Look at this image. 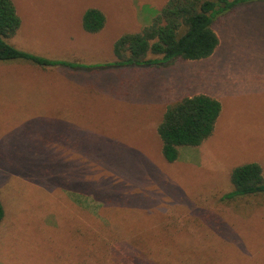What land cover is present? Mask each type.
<instances>
[{
	"label": "rangeland",
	"instance_id": "rangeland-1",
	"mask_svg": "<svg viewBox=\"0 0 264 264\" xmlns=\"http://www.w3.org/2000/svg\"><path fill=\"white\" fill-rule=\"evenodd\" d=\"M169 0H12L16 48L68 65L0 61V264H264V1L219 17L209 59L109 66ZM95 8L105 28L88 33ZM222 103L212 136L168 163L157 128L186 97Z\"/></svg>",
	"mask_w": 264,
	"mask_h": 264
},
{
	"label": "trees",
	"instance_id": "trees-1",
	"mask_svg": "<svg viewBox=\"0 0 264 264\" xmlns=\"http://www.w3.org/2000/svg\"><path fill=\"white\" fill-rule=\"evenodd\" d=\"M254 1L257 0H169L142 32L126 34L114 43L115 61L109 66L161 67L180 60L209 59L220 46L215 21L237 6ZM105 25L106 16L100 10L91 8L85 12L86 32L98 33ZM20 26L12 0H0V61H29L41 68L68 65L34 56L9 44ZM222 109L219 99L204 94L183 98L169 106L157 128L164 159L174 163L179 158L180 147H199L208 140ZM231 183L234 190L227 198L264 195L263 170L258 163L236 167L231 173ZM4 218L5 207L0 199V225Z\"/></svg>",
	"mask_w": 264,
	"mask_h": 264
},
{
	"label": "crops",
	"instance_id": "crops-1",
	"mask_svg": "<svg viewBox=\"0 0 264 264\" xmlns=\"http://www.w3.org/2000/svg\"><path fill=\"white\" fill-rule=\"evenodd\" d=\"M117 40H118V39H117ZM117 40H116V41H117ZM116 41H115V42H116Z\"/></svg>",
	"mask_w": 264,
	"mask_h": 264
}]
</instances>
